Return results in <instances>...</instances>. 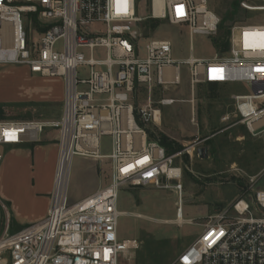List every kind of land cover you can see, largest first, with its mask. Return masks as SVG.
<instances>
[{"label": "built area", "instance_id": "built-area-1", "mask_svg": "<svg viewBox=\"0 0 264 264\" xmlns=\"http://www.w3.org/2000/svg\"><path fill=\"white\" fill-rule=\"evenodd\" d=\"M137 0H0V65H23L30 74L59 78L63 93L55 121L0 120L2 148L35 144L46 129L56 130V162L45 217L17 232L8 224L0 234V264H121L138 250L136 240H119L117 199L122 188L171 190L182 216V156L193 157L200 143L192 142L167 155L159 139L148 141V127L158 126L159 107L181 84L187 68L189 91L202 84L245 83L250 93L232 95L226 128L237 121L252 137L264 134V25H234L224 56L210 60H176L167 40L144 35L148 20L183 26L194 36L214 37L220 18L206 0H148V16L139 17ZM245 12L264 13V5L239 2ZM23 17L39 35L31 40ZM191 50V45H189ZM87 77L80 78V71ZM159 99L153 105L152 98ZM145 104L138 102L143 98ZM193 108V100H190ZM191 108V109H192ZM190 122L195 124L194 109ZM109 152L102 153V139ZM80 156L108 161L107 185L71 203L68 183L71 161ZM253 182V181H252ZM249 196V195H248ZM248 198V197H247ZM171 264H264V190L250 200H238L215 214L200 234Z\"/></svg>", "mask_w": 264, "mask_h": 264}, {"label": "rangeland", "instance_id": "rangeland-1", "mask_svg": "<svg viewBox=\"0 0 264 264\" xmlns=\"http://www.w3.org/2000/svg\"><path fill=\"white\" fill-rule=\"evenodd\" d=\"M206 1L208 9L221 21L213 38L228 32L229 40L230 29L234 25H264V13L241 10V0ZM246 1L251 5H264V0ZM138 16H148V0L140 1ZM26 18L23 17L22 21L28 36L31 40H38V33ZM143 27L147 38L169 41L176 60H210L217 55L212 37L194 36L189 42L183 26L158 21V27L153 30L147 28L146 23ZM86 71H80V78L87 77ZM217 85L222 91L214 98L208 97L205 85L196 87L195 125L190 122L191 106L186 102L191 96L185 66L181 67V84L165 92L166 97L184 101L162 108L161 134L186 146L196 135L201 141L216 130L218 133L211 139L210 147L202 142L195 148H209L208 158L199 159L195 150L191 159L187 156V163L184 156L175 160L176 165L182 168L181 224L177 223V198L171 190L149 186L119 190V240L134 239L139 244L131 259L121 264H171L215 214L231 208L238 200H250L256 189L264 190V166L256 170V165L264 164V134L252 137L238 121L236 126L225 129L235 122L226 109L232 103L230 96L249 94V86L240 82ZM62 93L63 85L59 78L30 74L23 65H0V120L55 121L61 113ZM156 95L152 98L153 102L158 99ZM144 102L143 96L139 104ZM226 114L230 115L227 125L220 122ZM40 137L41 141L33 147L16 149L6 154L0 163V234L6 224L10 232H17L13 231L15 225H24L40 213L42 194L53 179L56 130L46 129ZM108 142L107 137L102 139L103 154L109 152ZM212 150L214 157L210 152ZM253 153L256 155L253 156ZM245 164L246 168L242 167ZM248 170L255 171V174H249ZM108 177V161L95 162L74 156L69 174V201L75 203L91 195L107 185Z\"/></svg>", "mask_w": 264, "mask_h": 264}, {"label": "trees", "instance_id": "trees-1", "mask_svg": "<svg viewBox=\"0 0 264 264\" xmlns=\"http://www.w3.org/2000/svg\"><path fill=\"white\" fill-rule=\"evenodd\" d=\"M137 1L140 2V1H144V0H137ZM146 26L150 30H153V29L158 27V21L157 20H148V21H146ZM219 28H220V26L218 27V29ZM227 36H228V32L226 34L219 36L218 38H212V43H213V46L215 47L216 54H225L228 51L229 44H228ZM205 86H206V91L208 93L209 98L216 97L218 92L222 91V88H220L217 84H210L209 83V84H205ZM213 134H215L214 136H216L217 130L215 132H213L212 135ZM156 138L159 139L160 145L165 149V152L167 155H173V154H175L178 151L183 149V146L181 144L177 143L176 141L170 140L166 136H164L162 134H156V133H154L148 129V139L153 140ZM211 139L205 141V145H208L210 147L212 144ZM210 152L213 155L212 157H214V150H212ZM252 155L254 156V155H256V153H253ZM184 157H185L184 158L185 163H187L188 158H187V156H184ZM243 162H245V159L243 160ZM260 166L256 165V167H257L256 170L259 168H262L264 166V164L261 167ZM242 167L246 168V164ZM247 172L251 175L255 174L254 173L255 171H253V170H248ZM246 188H247V186H245V189Z\"/></svg>", "mask_w": 264, "mask_h": 264}, {"label": "crops", "instance_id": "crops-1", "mask_svg": "<svg viewBox=\"0 0 264 264\" xmlns=\"http://www.w3.org/2000/svg\"><path fill=\"white\" fill-rule=\"evenodd\" d=\"M202 85H205V84H202ZM199 86V85H198ZM197 87V86H196ZM196 87H195V89H196ZM194 92H195V90L193 91V94H191L190 92H189V94H190V96H191V98L189 99V100H187L186 102H188L189 104H190V106H191V108H192V105H191V103H190V100L192 99L193 100V108L191 109L190 108V115H191V111L194 109ZM235 95V94H234ZM157 96V95H156ZM165 97H166V95H164ZM232 96V95H231ZM230 96V97H231ZM157 98L159 99V96H157ZM166 98H170V97H166ZM158 99H157V101H158ZM170 99H174V100H176V101H179V102H183V101H180V100H178V99H176V98H170ZM145 100V99H144ZM157 101L156 102H153L152 101V103H153V105H156V103H157ZM139 103V102H138ZM146 103V101L144 102V104ZM175 104V103H174ZM173 104V105H174ZM140 105H143V104H140ZM170 106H172V105H170ZM170 106H164V107H170ZM162 108L163 107H159V109H160V114H161V120H160V124L158 125V126H155V125H150L147 129H149L150 131H152V132H154V133H156V134H161L162 133V131L160 130V127H161V124H162V118H163V114H162ZM226 109L227 110H229V112H230V114H232L233 113V111H234V108H233V104L231 103L229 106H227L226 107ZM191 118V117H190ZM192 124V123H191ZM192 125H195V124H192ZM218 133V132H217ZM162 135H164V136H166L165 134H162ZM44 137H46L45 135H44ZM168 139H170V140H174V139H172V138H169L168 136H166ZM44 140H45V138H43ZM148 141H149V139H148ZM174 141H176V140H174ZM50 142H53V140L52 139H50ZM177 142V141H176ZM178 143V142H177ZM180 144V143H179ZM182 145V144H181ZM183 146V145H182ZM21 147H28V148H30V147H33V144H28V143H26V144H22V145H20V146H17V147H8V148H5V152L3 153V155H4V157L6 156V154H8V153H10V152H13V151H15L16 149H19V148H21ZM184 147V146H183ZM4 157H3V159H4ZM55 162H56V149H55ZM55 162H54V167H55ZM0 168H1V165H0ZM53 172H54V170H53ZM53 178V177H52ZM51 188H52V181H51V184H49L48 186H47V189L43 192V194H42V208H41V210H40V213L35 217V218H33L32 220H30V221H27V222H25V224L24 225H15V229H13V231H19V230H21V229H23V228H25V227H27V226H29V225H31V224H34V223H37V222H39L40 220H42L44 217H45V215H46V212H47V209H48V205H49V195H50V192H51ZM93 194V193H92ZM88 196H90V195H88ZM88 196H86V197H84V198H82L81 200H83V199H85V198H87ZM81 200H79V201H81ZM79 201H77V202H79ZM76 203V202H75ZM10 229V228H9Z\"/></svg>", "mask_w": 264, "mask_h": 264}, {"label": "water", "instance_id": "water-1", "mask_svg": "<svg viewBox=\"0 0 264 264\" xmlns=\"http://www.w3.org/2000/svg\"><path fill=\"white\" fill-rule=\"evenodd\" d=\"M196 154L199 159H203V158L206 159L208 158V148L207 147L198 148L196 150Z\"/></svg>", "mask_w": 264, "mask_h": 264}, {"label": "bare ground", "instance_id": "bare-ground-1", "mask_svg": "<svg viewBox=\"0 0 264 264\" xmlns=\"http://www.w3.org/2000/svg\"><path fill=\"white\" fill-rule=\"evenodd\" d=\"M138 217H139V216H138ZM181 217H182V216H179V215L176 217V219H177V223H178V224H181V223L183 222V219H182L183 217H182V218H181Z\"/></svg>", "mask_w": 264, "mask_h": 264}]
</instances>
